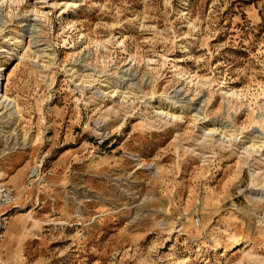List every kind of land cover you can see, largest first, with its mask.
<instances>
[{"label": "rangeland", "instance_id": "obj_1", "mask_svg": "<svg viewBox=\"0 0 264 264\" xmlns=\"http://www.w3.org/2000/svg\"><path fill=\"white\" fill-rule=\"evenodd\" d=\"M262 140L264 0H0L10 264H264Z\"/></svg>", "mask_w": 264, "mask_h": 264}, {"label": "built area", "instance_id": "obj_2", "mask_svg": "<svg viewBox=\"0 0 264 264\" xmlns=\"http://www.w3.org/2000/svg\"><path fill=\"white\" fill-rule=\"evenodd\" d=\"M38 174L37 169L34 170V173L31 175V179L35 178ZM16 201L15 190L7 185L6 183H2L0 181V209H8L14 205ZM263 220H261L262 222ZM260 226H264L261 224ZM0 264H8L4 260L0 259Z\"/></svg>", "mask_w": 264, "mask_h": 264}, {"label": "bare ground", "instance_id": "obj_3", "mask_svg": "<svg viewBox=\"0 0 264 264\" xmlns=\"http://www.w3.org/2000/svg\"><path fill=\"white\" fill-rule=\"evenodd\" d=\"M37 50H38V49H37ZM44 51H45V50H41V49H40V51H38L37 53H38L39 56H40V53L42 54V52H44ZM83 76H84V75H83ZM87 77H88V76H87ZM113 88H114L113 93L116 94V93H117V90H116V89H117L118 87H117V86H114ZM173 117H174V116H173ZM174 118L178 119V117H174ZM261 139H262V138H261ZM261 143L264 144V140H262ZM33 172H34V171H33Z\"/></svg>", "mask_w": 264, "mask_h": 264}, {"label": "crops", "instance_id": "obj_4", "mask_svg": "<svg viewBox=\"0 0 264 264\" xmlns=\"http://www.w3.org/2000/svg\"><path fill=\"white\" fill-rule=\"evenodd\" d=\"M10 187H12L14 190H15V188L13 187V186H11V185H9ZM15 194H16V190H15ZM16 198H17V195H16ZM17 200V199H16ZM16 202V201H15ZM15 204V203H14ZM14 206V205H13ZM12 206V207H13ZM0 259H2V260H4L5 262H7L8 264H10L7 260H5L4 258H1L0 257Z\"/></svg>", "mask_w": 264, "mask_h": 264}]
</instances>
